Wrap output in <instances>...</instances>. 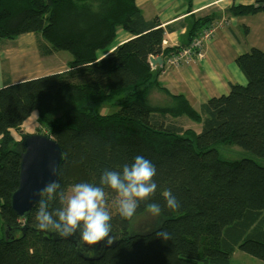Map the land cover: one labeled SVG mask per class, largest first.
Returning a JSON list of instances; mask_svg holds the SVG:
<instances>
[{
  "label": "trees",
  "instance_id": "obj_1",
  "mask_svg": "<svg viewBox=\"0 0 264 264\" xmlns=\"http://www.w3.org/2000/svg\"><path fill=\"white\" fill-rule=\"evenodd\" d=\"M238 1L228 13H264V0ZM186 22L164 28L158 18L147 21L137 0H0L1 45L33 33L41 57L61 50L73 55L61 72L18 84L6 80L0 88V264H232L237 250L264 262V165L252 158L229 161L219 152L221 145L237 146L264 159V49L237 58L245 84H231L197 111L185 95L162 88L149 60L166 61L215 19ZM184 27L182 45L165 47V34ZM120 30L132 38L113 45ZM154 90L164 97L156 106L149 104ZM104 104L120 109L101 115L96 107ZM34 113L61 147L58 180L66 191L81 182L99 185L105 169L122 170L137 155L157 168L156 193L130 220L119 211L112 217L118 244L100 260L80 257L73 243L47 235L53 230H39L38 203L25 217L11 207L23 151L13 133L23 134ZM165 190L180 202L178 211L166 207ZM147 203L161 206L163 221L130 234ZM58 206L51 202L50 210ZM162 230L170 240L157 238Z\"/></svg>",
  "mask_w": 264,
  "mask_h": 264
},
{
  "label": "crops",
  "instance_id": "obj_2",
  "mask_svg": "<svg viewBox=\"0 0 264 264\" xmlns=\"http://www.w3.org/2000/svg\"><path fill=\"white\" fill-rule=\"evenodd\" d=\"M254 2L238 1L244 4ZM232 3L233 0H137L144 18L147 21L158 18L164 28L186 20L188 27L194 18L214 16L216 31L205 44L203 60L180 67L165 64L158 75L162 88L173 95H185L197 111L212 97L227 94L231 84H245L246 78L236 64L237 58L254 47L264 49V13L237 17L227 12ZM187 27L166 33L165 47L181 46ZM128 40L129 37H125L117 45ZM49 58L54 55L41 57L39 54L37 37L33 33L0 44V88L6 80L17 84L53 74L52 68L45 64ZM158 103L163 101L158 100ZM236 257H242L238 250L233 255ZM247 264L264 262L247 255Z\"/></svg>",
  "mask_w": 264,
  "mask_h": 264
},
{
  "label": "clouds",
  "instance_id": "obj_3",
  "mask_svg": "<svg viewBox=\"0 0 264 264\" xmlns=\"http://www.w3.org/2000/svg\"><path fill=\"white\" fill-rule=\"evenodd\" d=\"M156 57V56H155ZM51 174L58 175L52 166ZM156 166L142 155H137L131 164H124L122 170L105 169L99 185L81 182L65 190L58 179L48 182L37 194L38 207L35 214L39 230H53L62 239L76 236L84 246L113 243L112 216L108 210L106 189L117 194L116 204L123 219L130 220L137 213L140 202H147L157 191ZM166 207L172 211L181 208L180 202L170 190L163 192ZM59 206L50 210L51 202ZM146 210L153 216L162 212L157 203H147ZM157 238L168 241L171 235L166 230L156 233Z\"/></svg>",
  "mask_w": 264,
  "mask_h": 264
},
{
  "label": "water",
  "instance_id": "obj_4",
  "mask_svg": "<svg viewBox=\"0 0 264 264\" xmlns=\"http://www.w3.org/2000/svg\"><path fill=\"white\" fill-rule=\"evenodd\" d=\"M152 68H161L165 65L162 57H150ZM21 167L19 187L12 195L11 207L20 217H25L38 203L39 191L50 181L59 177V169L63 159L60 145L48 134H26L21 140ZM55 166L58 175L51 174V167ZM54 240H62L55 231L46 232ZM111 235V234H110ZM79 233L74 237L65 239L74 244L80 257L86 260H100L104 253L118 244L113 241L111 245L101 242L99 245L84 246L78 243ZM96 250V255L87 257Z\"/></svg>",
  "mask_w": 264,
  "mask_h": 264
},
{
  "label": "rangeland",
  "instance_id": "obj_5",
  "mask_svg": "<svg viewBox=\"0 0 264 264\" xmlns=\"http://www.w3.org/2000/svg\"><path fill=\"white\" fill-rule=\"evenodd\" d=\"M124 34V35H123ZM125 37H130V34L127 33L124 30H120V34L117 35L116 40L114 41L113 45L116 43H120L122 40H124ZM127 42V41H125ZM123 42V43H125ZM122 43V44H123ZM73 60V55L71 52L66 50H61L57 54L54 55V58H49L45 64L47 67L52 68V72H61L65 70L69 63ZM18 84V83H17ZM152 96L155 100H161L164 97H162L156 90L152 92ZM119 107L113 104H104L96 107V110L99 111V113L102 115H113L116 114L119 111ZM194 129L197 131L201 130V126L198 124H194ZM23 131L24 133L29 134H48L47 128L44 124L40 123L38 120V115L35 113L29 120H27L23 125ZM14 137L17 140V142H21L22 135H19L18 133L14 132ZM219 152L221 156L229 161H240L243 158H252L256 159L255 161L258 162L261 165H264V159H259L254 157L252 154L243 151L241 148L237 146H230V145H221L219 146ZM117 195H107V201H108V210L111 214V216H115L118 212V205L116 204ZM163 221V218L161 215L159 216H153L148 211L144 212L143 214L135 217V219L131 223V227L129 229L130 234H138V233H144L148 232L156 227H158L161 222ZM240 255H242L241 258L236 257L232 259V264H247V255L246 253L238 250ZM243 259V260H239ZM245 259V260H244Z\"/></svg>",
  "mask_w": 264,
  "mask_h": 264
},
{
  "label": "built area",
  "instance_id": "obj_6",
  "mask_svg": "<svg viewBox=\"0 0 264 264\" xmlns=\"http://www.w3.org/2000/svg\"><path fill=\"white\" fill-rule=\"evenodd\" d=\"M216 31L215 24L204 28L200 35L196 37L188 46L190 51H185L184 48L166 59L165 64L171 67H180L199 63L205 57V44L210 40ZM155 57V56H154Z\"/></svg>",
  "mask_w": 264,
  "mask_h": 264
},
{
  "label": "bare ground",
  "instance_id": "obj_7",
  "mask_svg": "<svg viewBox=\"0 0 264 264\" xmlns=\"http://www.w3.org/2000/svg\"><path fill=\"white\" fill-rule=\"evenodd\" d=\"M184 50L185 51H190V48H189V46H186V47H184ZM57 54V53H56ZM55 55V54H54ZM151 73L153 74V75H156V76H158L159 75V72L157 71V70H155V69H153L152 68V66H151ZM22 83V82H21ZM149 104H151L152 106H156V101H155V99L153 98V96L152 95H150V97H149ZM35 114V113H34ZM37 114V113H36ZM21 133H23V134H21L22 135V137L24 136V135H26V134H29V133H24V131H23V127H22V130H21ZM40 134H42V133H40ZM52 237V236H51ZM92 253V252H91ZM93 253H97L96 251H94Z\"/></svg>",
  "mask_w": 264,
  "mask_h": 264
}]
</instances>
